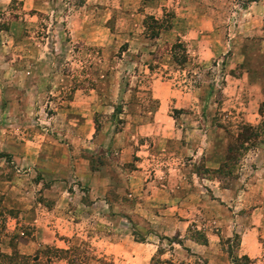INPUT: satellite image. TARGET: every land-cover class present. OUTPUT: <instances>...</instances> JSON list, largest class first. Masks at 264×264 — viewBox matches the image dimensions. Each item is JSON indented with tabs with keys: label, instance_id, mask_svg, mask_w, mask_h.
Segmentation results:
<instances>
[{
	"label": "rangeland",
	"instance_id": "rangeland-1",
	"mask_svg": "<svg viewBox=\"0 0 264 264\" xmlns=\"http://www.w3.org/2000/svg\"><path fill=\"white\" fill-rule=\"evenodd\" d=\"M149 17L161 23L155 34ZM73 97L79 104L72 109L91 117L89 139L71 128L72 112L58 109L71 108ZM157 98L166 100L159 108ZM261 102L264 0H0V250L76 248L88 264H176L181 253L188 263L194 257L185 241L206 243L205 230L216 233L225 224L218 219L234 211L238 221L220 237L221 248L242 255L234 235H253L257 250L249 258L264 264V142L244 154L240 179L220 201L201 180L220 189L226 180L197 171L212 166L198 156L196 136H206L209 156L222 161L227 135L216 123L232 132L240 122L258 126ZM121 133L130 146L125 154L122 139L112 144ZM52 141L70 163L87 161L92 181L57 172L54 185L50 172L33 167ZM134 167H146L137 190L144 197L190 167L200 183L179 189V198L192 211L200 196L217 201L207 205L203 226L157 232L154 215H170L171 204L136 205L135 186L120 171ZM255 206L258 226L247 217Z\"/></svg>",
	"mask_w": 264,
	"mask_h": 264
},
{
	"label": "crops",
	"instance_id": "crops-1",
	"mask_svg": "<svg viewBox=\"0 0 264 264\" xmlns=\"http://www.w3.org/2000/svg\"><path fill=\"white\" fill-rule=\"evenodd\" d=\"M80 90L75 89V94L74 96H76V94L79 92ZM158 99V108L161 107V105L163 103L166 102V100L163 99ZM63 101L60 102V104H62ZM65 104V103H64ZM79 103H76L75 98L73 97L72 100H68V105L71 106V108H58L60 110H62L63 112L65 111H70L72 112V115L74 117H71L69 122H73V125H76V128L71 127L75 131L76 134H80V135H84V132H86L87 136L86 138H91V134H93V127L92 124H90L91 122V117L90 115H82V114H77L76 110L72 109V106L76 105L78 106ZM83 122V123H81ZM65 127L66 125H68V121L67 123L64 121L62 122ZM69 123V124H71ZM85 125V126H84ZM144 129V126H139V130ZM219 130H221L220 128H218ZM73 130V131H74ZM222 131V130H221ZM144 135V134H143ZM195 135V134H194ZM196 136H198V138H200V142L199 144H197V149H200V153L197 152L198 156L202 157V155L205 157L203 158V162L205 163V166H212V167H208V168H216L214 166H217V164L219 163V161H221V157L219 159H216V161L214 160L215 157H212L211 159V155L209 156V154L211 153L212 149L209 148V145L206 143L208 139H206V136H199V134H196ZM126 137L125 133H121V134H116L113 136V143L115 144L116 142H118L117 145H119V141L120 139H122V146L120 148L121 152L123 154L127 153L129 150V143H124V138ZM167 139V138H166ZM161 140V139H159ZM165 140V139H164ZM166 141V140H165ZM108 143H111V140L108 141ZM44 147V146H43ZM213 148V147H212ZM196 148L192 149L195 150ZM39 152V154L37 153L38 158H36V161H34L33 163V167H42V171H44V174H48L46 173V171L50 172L49 177L54 185L56 184V180L60 179V176H57V172H64L66 173V175H68L67 177H65L66 179L69 178V175H72V177H76L77 179H84L85 181H92V175H91V171H90V167L86 163L84 164H79V166H77V162L74 161V163H70L71 160L69 159L70 157H68L67 152L64 150V148L62 149L61 144L57 141H52V144L50 143L49 145H46V149H42ZM61 152H63L62 154H60ZM196 152V151H195ZM190 154L193 155V152H191ZM208 155V157H207ZM196 156V155H194ZM210 159V160H209ZM36 163V165H35ZM46 165L50 166V167H46ZM136 168V169H135ZM146 167H134V169H130V168H124L121 169L120 171H122L121 175H124V178L127 179L125 185H129L130 187L133 185L135 186V192L134 195L138 194L137 190L140 191L143 187V181L142 180V175H144V172H146L145 170ZM181 168V167H180ZM177 168V171L179 172V169ZM187 168V167H186ZM162 168L160 167V170ZM161 172V171H160ZM190 173V167H188V170H184L182 171V175L183 178L180 179H173L169 184L164 185V184H159V186L154 185L151 194L145 195L144 196H140V193L136 196V198L134 199V203L136 205H142V204H166L168 205L169 203L171 204L170 209L172 210L170 215L168 216H163L162 214H164L163 211H158L159 213L154 215V228L157 230V232H161L163 235L165 236H169L170 234H173L175 232H178L180 234H183L185 227L188 224H192L195 223V226L198 228H201L202 222L203 220H205L206 218L208 219V213L206 212L208 206L207 205H211V206H215L213 204H216L217 201H214V199H207L205 196H200V201H194V199H190L189 202H192L193 204L195 203V207H194V211L190 210L189 205H186V199L184 198H179L180 195L179 194V189L185 188L186 187V193L189 191V188L192 184H196L198 185L200 183V181L195 180L193 178H195V175L193 174H189ZM186 174V175H185ZM241 172L239 173L238 177L236 179H240V175ZM193 175V176H192ZM193 177V178H192ZM90 178V180H88ZM169 178L171 180V175L169 174ZM138 179V180H137ZM236 179H233L229 182V185L227 186V188H219L217 186V182L216 181H208L205 179H202L201 181H205L208 182L212 189V191H217V196L220 197V201L223 200V195L224 193H229L231 191V189L233 188V184H235L237 182ZM238 179V180H239ZM139 181V182H138ZM191 181L193 183H191ZM241 182V181H240ZM242 183V182H241ZM202 184V183H201ZM204 184V183H203ZM53 184L50 186L51 188L54 186ZM89 185V184H88ZM170 188L171 191L168 192L166 190V188ZM92 188V184L90 189ZM93 189V188H92ZM191 191V190H190ZM155 192V193H154ZM183 195V193H182ZM181 195V196H182ZM199 200V198H198ZM256 204V203H255ZM168 208V206H167ZM258 209L257 206L250 208V212L249 214H247V217L255 219L256 218V224L257 226L259 225L258 223V215L255 216L256 214V210ZM140 213V212H139ZM219 218V217H218ZM228 221H227V216L225 218H219L218 220L220 222H223L224 226L217 230L216 233H214L213 231L208 232L206 231V243L201 244L198 243L196 241H185L186 242V246L189 247L190 252L193 254L194 257V262L192 260L187 262H181V253H178V257L180 258L179 261L176 264H230V261L228 259V255L227 252L225 250H223L219 244L220 241V237H228L231 235L233 229H234V225H236V222L238 221L239 215L237 213H234V211H231V214L228 216ZM197 223V224H196ZM253 224V223H252ZM257 226L256 227H250V234L253 233L254 231L257 230ZM170 228V229H169ZM237 228V226L235 227V229ZM159 230V231H158ZM244 233L239 235V243H238V247H237V251L240 254H244L247 257L253 256L254 253L257 250L256 247V239L254 238L253 240V235H249L246 234V238L244 237ZM252 236V237H250ZM245 241V242H244ZM253 243L255 246H253ZM144 245H147L146 243ZM183 257V256H182ZM143 260V259H142ZM141 264H148V259L146 261V259L143 260V262ZM162 264H169V263H162ZM172 264H175L174 262H172Z\"/></svg>",
	"mask_w": 264,
	"mask_h": 264
},
{
	"label": "trees",
	"instance_id": "trees-1",
	"mask_svg": "<svg viewBox=\"0 0 264 264\" xmlns=\"http://www.w3.org/2000/svg\"><path fill=\"white\" fill-rule=\"evenodd\" d=\"M149 28L155 34L156 31L153 28L159 29L161 23H159L154 17H149ZM179 42L174 43L172 47H178ZM262 107L264 103H260L258 112L262 113ZM217 119V117L214 115ZM215 121V120H214ZM216 122V121H215ZM214 122V123H215ZM216 126L221 127L226 135V147L223 160L218 164L216 168L197 170L198 172H207L210 176L226 180L221 187L227 188L229 181L238 177V169L240 162L244 154L260 140L264 142V123L262 122L258 126H253L246 122H240L237 124L235 131L229 130L226 125L216 123ZM0 217L4 221V209L0 207ZM23 234V233H22ZM14 238L21 239V235L14 234ZM224 239V241H226ZM229 240V239H228ZM205 242V239H203ZM239 243V236L234 235V247L237 249ZM75 249L70 248H58L54 246H44L42 249H37L33 254H21L18 252L15 246H11L10 252L6 253L0 250V264H50L53 259H62L66 264H88L86 260L81 257L77 258L78 254L75 253ZM228 251V252H227ZM74 252V253H73ZM230 264H253L254 261L246 255H233L230 250H226Z\"/></svg>",
	"mask_w": 264,
	"mask_h": 264
}]
</instances>
